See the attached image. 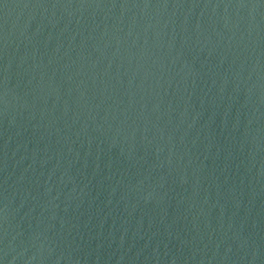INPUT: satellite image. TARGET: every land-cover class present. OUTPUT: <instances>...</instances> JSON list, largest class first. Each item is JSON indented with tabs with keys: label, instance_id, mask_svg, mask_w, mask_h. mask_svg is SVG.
<instances>
[{
	"label": "water",
	"instance_id": "95a60500",
	"mask_svg": "<svg viewBox=\"0 0 264 264\" xmlns=\"http://www.w3.org/2000/svg\"><path fill=\"white\" fill-rule=\"evenodd\" d=\"M0 264H264V0H0Z\"/></svg>",
	"mask_w": 264,
	"mask_h": 264
}]
</instances>
